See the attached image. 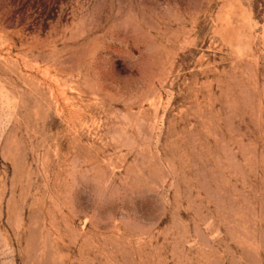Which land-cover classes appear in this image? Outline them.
<instances>
[{"label": "rangeland", "instance_id": "rangeland-1", "mask_svg": "<svg viewBox=\"0 0 264 264\" xmlns=\"http://www.w3.org/2000/svg\"><path fill=\"white\" fill-rule=\"evenodd\" d=\"M0 264H264V0H0Z\"/></svg>", "mask_w": 264, "mask_h": 264}]
</instances>
